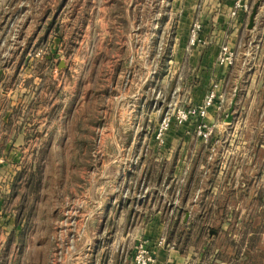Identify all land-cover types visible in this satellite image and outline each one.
<instances>
[{
    "label": "rangeland",
    "instance_id": "1",
    "mask_svg": "<svg viewBox=\"0 0 264 264\" xmlns=\"http://www.w3.org/2000/svg\"><path fill=\"white\" fill-rule=\"evenodd\" d=\"M90 1L61 3L63 45L40 54L62 62V107L71 97V124L54 146L29 149L41 169L30 162L28 177L36 180L8 202L4 236L15 238L5 244L7 264H136L141 248L152 264H264V0H249L233 48L225 108L239 86L234 121L207 143L215 146L210 163L190 166L196 179L189 197L180 186L166 189L170 175L158 177L164 161L151 146L164 144L156 129L165 114L192 104L170 100L158 81L167 49L186 43L204 0ZM103 6L109 28L126 12L134 21L135 34L127 36L133 27L124 20L123 46L120 36L105 34ZM226 117L218 122L228 124ZM206 175L215 193L204 190Z\"/></svg>",
    "mask_w": 264,
    "mask_h": 264
},
{
    "label": "crops",
    "instance_id": "2",
    "mask_svg": "<svg viewBox=\"0 0 264 264\" xmlns=\"http://www.w3.org/2000/svg\"><path fill=\"white\" fill-rule=\"evenodd\" d=\"M63 1L0 0V157L5 159L0 162V264H7L9 256L5 244H9L10 237L4 236V233H9L6 232L9 229L7 225L11 224L7 223L5 213L8 202L25 188L29 175L26 166L31 162L30 165L35 167L38 161L37 157L27 158L29 149L54 146L60 133L65 132L71 124V97L62 107V62L57 61L55 55H47L46 60L40 58L46 45L51 46L50 52L54 54L63 45L62 32L68 28L61 25L60 20ZM233 1L204 0V9L214 10L200 14L204 26V43L190 47L187 27L186 43L181 44L178 51H174L173 46L171 49L166 48L168 59L161 72L164 75L158 82L162 83L170 100L180 98L190 101L191 105L201 104L214 84H218L219 90H224L228 95L227 86L231 83L233 66L221 67L218 55L222 45L234 48L242 27L247 24V14L238 17L231 15ZM99 9L101 20L105 19L106 7ZM108 20L102 21L106 27L105 34L111 38L120 36L116 40L117 44H125L124 20L132 23L133 27L132 33L127 36H134V21L131 22L129 12H126L123 22L116 21L110 28ZM227 114L226 108L223 111L215 107L209 109L205 120L216 124L214 139L218 133L231 126L218 122ZM195 134L192 125L173 126L164 144L160 145L162 147L151 146L164 161L158 177L165 180V174L170 175L166 189L174 192L180 186L187 197L192 194L191 187L196 179L190 174V166L197 162L204 168L213 158L211 149L215 147L214 142L208 145ZM202 172L199 180L203 178ZM208 172L209 169L205 170L204 176ZM206 182H209V187L204 190L212 187L211 192H214V177L207 176ZM201 191L199 188L197 193ZM8 259L11 261L10 257Z\"/></svg>",
    "mask_w": 264,
    "mask_h": 264
},
{
    "label": "built area",
    "instance_id": "3",
    "mask_svg": "<svg viewBox=\"0 0 264 264\" xmlns=\"http://www.w3.org/2000/svg\"><path fill=\"white\" fill-rule=\"evenodd\" d=\"M250 10L251 5L249 0H234L231 15L233 17H238L241 14L250 13ZM203 28L204 26L200 19H196L192 23L188 40V45L190 47H195L204 43V37L202 36ZM236 56V51L233 48L227 44L222 45L218 55V64L224 68L232 67L235 64ZM226 101V92L224 90L220 91L219 85L214 84L201 104L174 107L173 112H167L157 126V141L164 143L167 133L173 126L192 125L194 126L197 136L202 141L208 143L216 128L215 123H209L205 120L208 111L212 107H215L218 111L225 110ZM4 161L5 159L0 157V162ZM134 261L136 264H152L155 262L154 256L144 248L137 251L134 256Z\"/></svg>",
    "mask_w": 264,
    "mask_h": 264
},
{
    "label": "water",
    "instance_id": "4",
    "mask_svg": "<svg viewBox=\"0 0 264 264\" xmlns=\"http://www.w3.org/2000/svg\"><path fill=\"white\" fill-rule=\"evenodd\" d=\"M259 5H260V1H258L253 7V10H252L251 15H250L248 29H253L254 28L255 18H256L257 14H258ZM239 91H240V87L238 86L237 90L235 91V96H234V98L231 101L229 112H228L227 117L225 119V122L228 123V124H232L233 121H234V117H235L234 116V111H235V107H236V104H237V101H238ZM188 216H189V213H187V217Z\"/></svg>",
    "mask_w": 264,
    "mask_h": 264
},
{
    "label": "trees",
    "instance_id": "5",
    "mask_svg": "<svg viewBox=\"0 0 264 264\" xmlns=\"http://www.w3.org/2000/svg\"><path fill=\"white\" fill-rule=\"evenodd\" d=\"M60 36H61V35H60ZM35 165L37 166L38 170L41 169V167L38 165V163H36ZM36 166H35V167H36ZM38 170H37V171H38ZM32 179H33V180H34V179L36 180V178H35V173H33L32 176L30 175V176L28 177V180H27V186H30V188H31V184H32V182H34ZM37 182H38V181H37ZM24 194H25V193H24ZM32 194H33V192H32ZM24 196H26V194L23 195V197H24ZM14 238H15V237H13V235L10 236V240H11V241H13ZM18 238H20V240L23 241V238H21V237H18ZM11 241H10V242H11ZM10 242H9V243H10Z\"/></svg>",
    "mask_w": 264,
    "mask_h": 264
}]
</instances>
